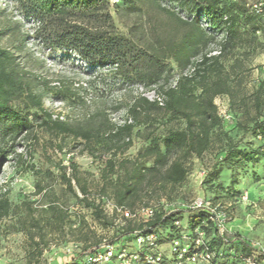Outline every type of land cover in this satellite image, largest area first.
<instances>
[{"label":"trees","instance_id":"16d2710c","mask_svg":"<svg viewBox=\"0 0 264 264\" xmlns=\"http://www.w3.org/2000/svg\"><path fill=\"white\" fill-rule=\"evenodd\" d=\"M15 1L25 16L35 21V37L44 46L70 48L92 64L112 65L114 72L127 82L156 86L157 97L151 100L140 93L126 105L120 101L116 108L126 107L128 115L121 124L113 123L104 109L99 112V122H93V117L84 125L53 119V113L44 106V97L52 92L64 101L74 100L79 96L78 89L70 85H53L38 75L29 74L19 59L18 51L0 44V164L11 155L19 163L24 162L25 154L17 147L35 127H44L59 135H72L82 139L84 147L95 158L111 154L103 172L105 181L124 169L123 174L117 175L110 183L105 182L100 191V196H104L108 184H111L118 206L123 207L135 204L141 191L152 188L156 182L161 184L159 188L164 189L167 185L175 187L183 183L188 175V160L193 156H202L216 140L223 138L216 134L222 118L215 99L219 95H227L231 105L236 103L243 78L239 73L242 61L234 57L236 51L247 43L248 36L256 38V32L260 30L259 20L264 15V10L260 13L253 11L247 0H121L122 5L111 3L112 0ZM166 3H177L190 16L182 17ZM112 8L136 15L141 20L126 25L127 32L122 33L116 27ZM202 15L207 16L209 29L202 25ZM220 32L223 36L217 41ZM213 43L217 44L214 54L210 49ZM229 58H234V61L227 65ZM174 64L180 73L172 83ZM263 86L264 83L253 100L257 114L253 125H242L245 131H252L261 140H264V119L260 112L264 100L259 91ZM18 100L22 101L19 108L14 105ZM166 116L169 120L183 121L184 125L169 127L161 139L155 130L158 122ZM140 126H145V129L135 131ZM147 128L152 130L146 133ZM134 135L149 142L133 161H118V153L132 146ZM259 151L237 149L232 143L225 159L240 157L251 161L257 154L264 159V146ZM148 162L151 165L147 166ZM72 166L71 176L62 168L61 179L86 207L102 217L99 203L88 197L89 183L80 178L78 167ZM76 188L83 194L82 197H79ZM44 190L38 185L36 192L40 194ZM43 196L48 198V206L38 210V215L30 204L27 213L18 218L20 229L40 254L48 246V235L57 230L64 235L76 230L70 214L55 200V195L46 192ZM18 209L10 201L9 191H0V221ZM185 210L190 212L189 232L197 226L205 231L212 227L208 211ZM182 212L181 209H158L153 219L147 223L139 222L136 227H126L120 237L126 234L134 241L135 231L140 230L156 233L160 243L167 242L168 236L179 235L175 221L182 220ZM30 220H33L31 224ZM215 229V236L209 241L213 252L215 241L222 239L219 229ZM35 232L39 240L35 239ZM120 237L116 241H120ZM101 243L88 244L85 251L89 253ZM125 244L129 250H134L128 242ZM244 250L251 253L253 249L244 243ZM165 259L168 264L176 261L175 257L167 254Z\"/></svg>","mask_w":264,"mask_h":264},{"label":"rangeland","instance_id":"374dc122","mask_svg":"<svg viewBox=\"0 0 264 264\" xmlns=\"http://www.w3.org/2000/svg\"><path fill=\"white\" fill-rule=\"evenodd\" d=\"M253 1L247 0L249 3ZM111 3L122 5L121 0H112ZM166 4L182 17L190 16L177 3ZM111 12L118 31L122 33L127 32L126 25L141 20L136 15L117 12L113 8ZM208 21L206 15L201 16V23L207 29ZM259 21L260 30L256 32V38L248 36L247 43L236 51L234 57L242 61V71L239 73L243 78L236 103L231 105L227 95H219L215 99L222 118L216 134L223 138L216 140L211 149L202 156H193L188 160V175L183 183L175 187L167 185L164 189L159 188L161 184L156 182L152 188L141 191L135 204L127 206L132 212L146 205L145 203L146 206L181 209L184 211L183 228L188 233L191 219L190 212L185 207L197 199L208 201L212 207L210 220L213 225L206 230L207 237L211 241L215 236V228H220L222 239L215 241L212 259L197 264H245L247 257H251L256 264H264V159L261 154L255 155L251 161L240 157L225 159L232 143H235L237 149L244 151H259L264 146V140L256 137L252 131L242 128V125H253V118L257 115L253 100L264 83V15ZM35 28V21L25 16L15 0H0V44L18 51L19 59L29 74L38 75L53 85H70L78 89L79 96L74 100L64 101L52 92L44 97V106L53 113V119L84 125L93 117V122H99V112L104 109L113 123L121 124L128 115L126 107L116 108L120 101L126 105L140 93L151 100L157 97L154 90L156 86L146 87L140 83L127 82L114 72L112 65L92 64L70 48L44 46L36 39ZM222 36L221 32L218 33L217 41ZM210 49H213V54L216 53L217 44H211ZM234 58H229L227 65ZM179 73L174 64L170 79L172 83L176 81ZM259 94L264 100V86ZM14 105L19 108L22 101H15ZM260 115L264 119V106ZM168 118L164 117L157 124L155 134L161 139L169 127L184 125L183 121ZM139 129L144 130L145 126L137 127L135 131ZM151 130L152 128H147L146 133ZM148 142L134 135L132 146L118 153L117 160L133 161ZM17 149L25 154L23 163H19L11 155L0 164V191L8 190L13 206L19 207L17 212L15 210L0 221V264H86L88 252L85 247L88 244L115 241L117 245L128 242L132 249L136 247L132 237L120 235L125 233L126 227H136L140 220L137 217L129 220L122 217L117 210L118 204L111 191V184H108L104 196H100L102 185L105 182L110 183L124 172L123 169L109 176L107 181L103 179L106 161L111 154L95 158L84 147L82 139L55 134L44 127H35L21 139ZM73 164L78 167L80 178L89 183L88 197L99 203L103 210L102 217L97 216L92 208L86 207L84 202L67 189L61 179L62 168L71 176ZM31 165L34 168H30ZM146 165H151V162ZM38 185L45 189L40 194L36 192ZM76 190L79 197H82L83 194L77 188ZM46 192L54 194L55 200L68 211L76 230L67 235L58 230L48 235V246L40 254L35 244L20 229L18 218L27 213L30 204L37 210L35 215H38V210L47 207L49 200L43 196ZM32 222L33 220L29 221L30 224ZM219 224L221 227H218ZM34 231H37V227H34ZM34 236L39 240L36 232ZM118 237L120 241H116ZM186 241L190 243L189 236ZM244 243L252 247L251 253L244 250ZM161 249L171 256L168 244H164Z\"/></svg>","mask_w":264,"mask_h":264},{"label":"built area","instance_id":"2783aa9c","mask_svg":"<svg viewBox=\"0 0 264 264\" xmlns=\"http://www.w3.org/2000/svg\"><path fill=\"white\" fill-rule=\"evenodd\" d=\"M249 6L253 11L260 13L264 10V0H254L249 3ZM158 206H142L134 212L127 207L117 206V210L125 220L137 217L140 222L147 223L154 218L158 209L173 211L167 207ZM211 208L210 203L203 198L197 199L185 207L189 210H205L210 214ZM210 218L212 219V216ZM175 226L179 230V235L174 233L172 236H168L167 242L164 243L159 242L156 233L135 231L134 243L136 247L132 251L126 244L117 245L112 241H104L88 253L86 264H168L165 253L161 249L164 244L169 245L170 254L176 258L173 264H197L209 262L212 259L214 252L210 247L206 231L201 226L191 229L188 233L183 229L182 220L177 219ZM218 227H221V224ZM218 229L221 231L220 228ZM188 236L190 243L186 241ZM245 264L256 263L251 257H247Z\"/></svg>","mask_w":264,"mask_h":264}]
</instances>
